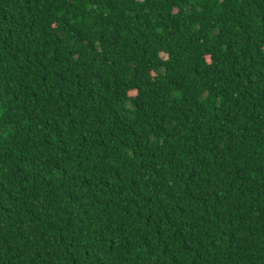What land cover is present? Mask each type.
<instances>
[{"label":"trees","instance_id":"obj_1","mask_svg":"<svg viewBox=\"0 0 264 264\" xmlns=\"http://www.w3.org/2000/svg\"><path fill=\"white\" fill-rule=\"evenodd\" d=\"M0 264H264V0H0Z\"/></svg>","mask_w":264,"mask_h":264}]
</instances>
